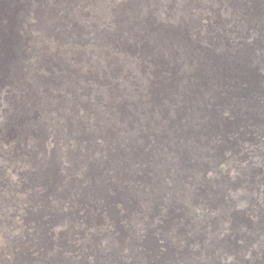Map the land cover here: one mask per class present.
<instances>
[{"label":"bare ground","instance_id":"1","mask_svg":"<svg viewBox=\"0 0 264 264\" xmlns=\"http://www.w3.org/2000/svg\"><path fill=\"white\" fill-rule=\"evenodd\" d=\"M260 7L261 0H0V177L18 194L0 201V264H263L251 255L264 247L262 201L222 203V210L195 195L193 203L189 166L176 150L184 127L174 66L177 45L191 39L194 168L202 125L206 140L217 136L233 146L248 104L264 112L262 34L241 29L235 45L228 36L238 24L261 30ZM52 26L61 31L48 35ZM54 30L62 33L60 51ZM42 46L78 78L68 72L70 83L53 92L59 78L39 74L29 59ZM19 68L27 80L46 75L44 87L54 94L69 93L71 114L58 107L62 120L53 122L46 109L33 122V85ZM199 70L209 73L208 90ZM76 90L83 94L78 104ZM248 91L254 94L246 97ZM210 148V172L218 165L226 171V158L217 160ZM237 188L225 199L248 201L247 189L242 195Z\"/></svg>","mask_w":264,"mask_h":264},{"label":"rangeland","instance_id":"2","mask_svg":"<svg viewBox=\"0 0 264 264\" xmlns=\"http://www.w3.org/2000/svg\"><path fill=\"white\" fill-rule=\"evenodd\" d=\"M260 8H261V16H262V19H261L262 26L260 27L261 30H259L257 28V26H254V23L250 24V22L245 24V25L238 24L234 28H229V35L228 36H229L230 42L233 45H235L234 43L237 41V38L240 36L239 34L241 32L240 31L241 29L243 31L246 30V32H247V29H248V34L250 33V35H256V33L258 31H260V33L262 34V37L264 39V0H261V7ZM31 22L33 24H36V16H35L34 19H31ZM61 26H64V24L62 23L60 25V28H61ZM52 27L53 28H51L50 30L46 31V33L48 35L50 34V31L53 30V29H55L56 31L58 30L59 32L61 31V30H59L60 28H58L56 26H52ZM66 28H68V27L67 26L62 27V29H66ZM55 30L53 31L54 35L57 38L55 40V42L59 41V42H56V45H58V50L60 51V49L62 47V42H61V38L59 39V36H61L62 33L59 34V32H58V35H57L55 33L56 32ZM232 30H235V31H232ZM24 47L26 48L25 44H24ZM193 48H195V46L192 44V40L191 39L189 40V42L185 41V42H183L181 44H178L177 45V50H176L177 51L176 52V58H175L176 60L174 62V66H175V80L177 82L176 86H175V88H176L175 89L176 90L175 93L177 95L176 96V98H177L176 102H177V104H179V108H178L179 112H177L178 115H179L178 120H179V124L184 127V129H181V132H177V134H179L181 139L179 138L180 143H177L176 150L179 151V148H181L182 157H183L184 161L188 164L187 166H189V178H190L191 182H193V184H194V185L192 184V191L194 192V193H192V195H193V203H199L198 201H196L197 199H195V195H197V197L202 198L200 200V203H217L216 205H217L218 209L222 208V210H223L222 203H261V201H262V203H264V200H263L264 199L263 198L264 197L263 196L264 195V119H263L264 118V112H263L262 108H260L257 105V103H255L254 101L248 104V108L246 107L247 109H249V114H250L249 116H247L248 119L245 118L244 114L241 116V119L243 121L242 125H243V129L244 130L240 131V138L237 140L238 142H236L235 145H233V146L229 145L228 143H226L225 146L222 145L220 141H224V142H226V141L221 139L220 137H217V136L213 137L210 140H209V137H208V139L206 140V132L204 134L202 133L205 128L202 125V128L200 129L201 130L200 131V133H201L200 136L201 137L199 136L198 138L201 141H203V144H204L203 147H202V150H201V156L203 157L204 165H203V163L200 164V159H201L200 154L197 155V156H194V161H193L194 168H192V166L190 165V161L192 162L191 145H190V144H192V138H191L192 137V131H190L192 129L191 128L192 126H191V123H190L189 115H190V107H191L190 105H191V102L193 100V99H191V94H190V91H191L190 88L192 89L191 72H192V58H193V54H194V52L192 51ZM242 48L243 47H237V49H239V50H241ZM63 53L67 57H72L73 56L72 54H67L68 53L67 51H64ZM80 56L84 57L82 54ZM24 57H25V54L23 53L20 56V60L19 61L21 62V60ZM29 59H30V61L34 62V65L37 67L36 69L38 70L39 74H40L41 71H45L46 74L51 73L52 75L54 74L56 78H59V79H56L54 81V83L57 84V86H56V88L54 89L53 92L59 91V86L60 87H66L70 83L68 81V77H69L68 72H71V74H73L75 77L78 78V74H77V72H75L74 69L68 68L67 64H66V66L65 65L62 66V63L59 64L57 62L56 55L53 56V55L49 54L47 52V49H46L45 46L44 47L42 46L41 48H38L37 50H36V48H34L32 50V52H31V55H30ZM168 65H171V64L165 62L163 67L166 68ZM19 69H21V68H19ZM22 70L23 69L19 70L18 74L20 76H25V84H27V86H30V87L33 85L32 86V91H31L32 92L33 101L35 103V105L33 106V111H34V114H33L34 115L33 116L34 117L33 118L34 121L33 122H36L42 116V115H39V113H41L42 111L44 112L46 109H50L51 111H50V113L47 112L45 117L46 116H47V118H51L52 117L51 119H53V122L62 120V116L60 115L61 109L64 110V114L70 113L69 109H68L69 108V106H68L69 103H68V100H66V95H69V93H65V94L62 93V95L59 94V93L58 94L57 93L54 94L51 91V89H50L52 87V85H50V87H48V86L44 87V84L47 83L48 79L43 80L42 77H45L46 75L41 76V78H37L39 76H37L36 74H33V75L29 76L30 78L27 80L26 79L27 74L26 73L24 74ZM261 71H263V73L262 72L261 73H262V77H264V67L262 68ZM199 74L200 75H204V76H200V75L197 74L198 75V79L200 78L199 79L200 82H203L204 83L203 84L204 87L208 90V88L206 86L209 83L207 80L210 81L209 73L205 72V71L201 72V70H199ZM55 77H53V78H55ZM32 79L34 80L33 83H32ZM40 79H42V80H40ZM153 79H155L154 78V74H153ZM262 80H261L262 81L261 82L262 83V93L264 94V78H262ZM153 81H155V80H153ZM182 82H184L185 85L183 84V87L181 89L182 92L179 94L180 91H179V89L177 87H180ZM75 89H77V87H75ZM76 93L78 95H76ZM51 94L52 95L54 94V95L52 96ZM72 94H74V95H72ZM72 94L71 95H72L73 103L74 104H75V102H76V104L80 103L81 102V98L79 96H82L83 94L77 92V90L76 91H72ZM245 94L248 95V96L245 95L246 97H250L251 94L252 95L254 94V92L251 93L250 91H248V93H245ZM61 97H63V98H61ZM52 99H53V101H52ZM52 102L54 104H52ZM65 102H66V104H65ZM58 103H59L60 106L58 105ZM61 103H62V105H61ZM209 103L210 102L207 101L205 103V105H204V107H206L207 113L209 112L208 109L211 110V108H212L211 103L210 104ZM39 104L40 105L45 104L44 107H46V108H42V109H40V111H38V109L36 107L40 106ZM66 105H67V107H65ZM208 105H210V106H208ZM148 106L151 108V105H148ZM34 107L36 109H34ZM58 107H61V109L58 108ZM151 110L153 111L152 108H151ZM38 116H40V117H38ZM226 120L228 122H230V123L234 122V120H235L236 124H238V122L236 121L238 119H236V118H234V119L233 118L232 119L226 118ZM247 120L248 121L250 120L251 125H247V123H246ZM19 127H18V129H20ZM186 128H189V129H186ZM48 129H49V127H48ZM19 131H21V130H19ZM188 132H189L190 135L188 134ZM241 133H243V135ZM259 134H261V135H259ZM243 136H244V138H243ZM258 137H260L262 140H257ZM204 138H205V140H204ZM216 138H218V139H216ZM216 140H217V142H216ZM228 140L230 141V137L228 138ZM208 142L213 146V150H211L209 152V154L210 153L212 155L215 154V158H217V160L219 158H222V160H223V158H226V159H224L225 162L227 161L226 163H228L230 165V167L225 169L226 171H224L223 169L220 168L222 165H218L217 169L215 170L214 173L210 172V170H209V168L207 166V158H208V149H211L210 148L211 145L207 144ZM230 142L232 143L234 141L231 140ZM239 144H240V146H238ZM228 153L229 154L232 153V154L229 155ZM245 153H247V155ZM236 162H238V163H236ZM211 174L214 175V177L211 176ZM215 175H217L218 178H216ZM234 175H238V176L242 175L244 177L245 176H247V177H245V181L243 180V182H241L242 185H241V183H236V184L232 185V184L228 183V180H233V181H230V182H235L236 179L234 178ZM1 176H2V178L0 177V188H2V186H3V188L0 189V201L3 200L5 197H7L9 199L17 197L18 194L13 193L10 188L4 187L5 182L3 181V177L5 175L3 173H1ZM211 177H213V181H211ZM250 179L251 180L253 179L252 183H251ZM63 183H65V182H63ZM50 185H51L52 190H55V189L59 188L58 187V183L56 181L55 182L52 181L50 183ZM52 185H54V186H52ZM65 185L66 184H64L63 186H65ZM79 185L84 187V185L82 183H79ZM234 186L235 187L236 186L240 187L239 189L237 188L236 190H240L242 192V195H245L247 193V191H248V193H249L248 196L249 197L253 196V197L252 198L250 197L248 201L245 200V199H243V200H241V199H238V200L237 199L226 200L225 198L229 197V189H231V188L234 189ZM260 186L263 187V188L261 189ZM244 187H245V189H247V191H245L243 189ZM38 188H41V187H38ZM233 189H231V190L233 191ZM6 190L8 191V193H7ZM3 193L5 195L6 194L7 195L4 196ZM33 195H35V193ZM212 195L215 197L214 202H212L211 200L209 201L207 199L208 196L210 198L211 197L213 198ZM234 216H236V214ZM220 236H221V234H220ZM255 244H252L253 246L251 245L252 247L251 246L250 247L253 248L255 246ZM257 246H258L257 251L256 252L254 251L253 253H251V255L252 254H255V255L259 254L260 257H261L260 260L263 261V264H264V253H263L264 252V247H262L260 245H257ZM252 256H254V255H252Z\"/></svg>","mask_w":264,"mask_h":264},{"label":"trees","instance_id":"3","mask_svg":"<svg viewBox=\"0 0 264 264\" xmlns=\"http://www.w3.org/2000/svg\"><path fill=\"white\" fill-rule=\"evenodd\" d=\"M257 140H262V139L260 137H258Z\"/></svg>","mask_w":264,"mask_h":264}]
</instances>
